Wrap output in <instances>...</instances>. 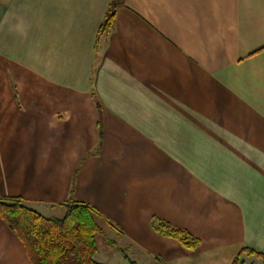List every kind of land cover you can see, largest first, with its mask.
Wrapping results in <instances>:
<instances>
[{"label":"crops","instance_id":"1","mask_svg":"<svg viewBox=\"0 0 264 264\" xmlns=\"http://www.w3.org/2000/svg\"><path fill=\"white\" fill-rule=\"evenodd\" d=\"M110 2L0 0V199L86 205L100 264L264 255V0H123L99 36Z\"/></svg>","mask_w":264,"mask_h":264},{"label":"trees","instance_id":"2","mask_svg":"<svg viewBox=\"0 0 264 264\" xmlns=\"http://www.w3.org/2000/svg\"><path fill=\"white\" fill-rule=\"evenodd\" d=\"M122 5L123 0H111L99 36L110 32L116 11ZM101 145L102 134L99 133L96 153ZM0 219L20 240L30 264H100L94 259L100 228L92 211L82 203L67 205L62 218H45L26 207L20 198H4L0 199ZM152 229L186 249L193 250L199 245L187 232L173 229L158 219L153 220ZM242 256L264 264V255L248 248L240 251L233 264H243ZM128 264L135 263L128 260Z\"/></svg>","mask_w":264,"mask_h":264},{"label":"rangeland","instance_id":"3","mask_svg":"<svg viewBox=\"0 0 264 264\" xmlns=\"http://www.w3.org/2000/svg\"><path fill=\"white\" fill-rule=\"evenodd\" d=\"M63 217V214L61 215V214H59V218H62ZM257 264H261V262H259L258 261V263Z\"/></svg>","mask_w":264,"mask_h":264}]
</instances>
